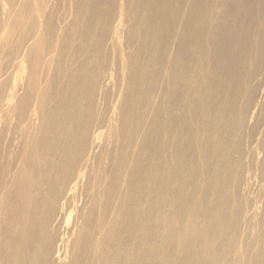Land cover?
Segmentation results:
<instances>
[{
  "label": "bare ground",
  "instance_id": "6f19581e",
  "mask_svg": "<svg viewBox=\"0 0 264 264\" xmlns=\"http://www.w3.org/2000/svg\"><path fill=\"white\" fill-rule=\"evenodd\" d=\"M0 264H264V0H0Z\"/></svg>",
  "mask_w": 264,
  "mask_h": 264
}]
</instances>
